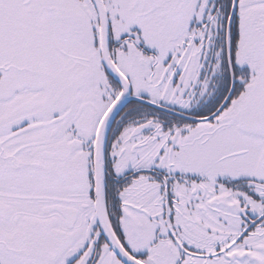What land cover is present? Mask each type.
Masks as SVG:
<instances>
[{
    "label": "snow or ice",
    "instance_id": "snow-or-ice-1",
    "mask_svg": "<svg viewBox=\"0 0 264 264\" xmlns=\"http://www.w3.org/2000/svg\"><path fill=\"white\" fill-rule=\"evenodd\" d=\"M0 264H264V0H0Z\"/></svg>",
    "mask_w": 264,
    "mask_h": 264
}]
</instances>
